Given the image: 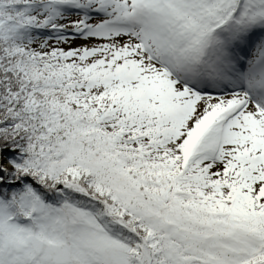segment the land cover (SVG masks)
Wrapping results in <instances>:
<instances>
[{"label": "snow or ice", "instance_id": "6c2138e0", "mask_svg": "<svg viewBox=\"0 0 264 264\" xmlns=\"http://www.w3.org/2000/svg\"><path fill=\"white\" fill-rule=\"evenodd\" d=\"M0 264H264V0H0Z\"/></svg>", "mask_w": 264, "mask_h": 264}]
</instances>
